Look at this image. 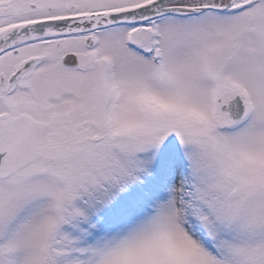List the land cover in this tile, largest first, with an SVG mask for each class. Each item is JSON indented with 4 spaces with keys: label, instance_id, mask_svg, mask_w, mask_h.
I'll return each mask as SVG.
<instances>
[{
    "label": "snow or ice",
    "instance_id": "obj_1",
    "mask_svg": "<svg viewBox=\"0 0 264 264\" xmlns=\"http://www.w3.org/2000/svg\"><path fill=\"white\" fill-rule=\"evenodd\" d=\"M0 264H264V0H0Z\"/></svg>",
    "mask_w": 264,
    "mask_h": 264
}]
</instances>
